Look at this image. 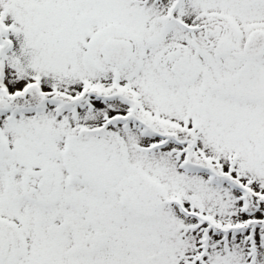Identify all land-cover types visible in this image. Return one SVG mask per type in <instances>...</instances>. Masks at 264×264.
I'll list each match as a JSON object with an SVG mask.
<instances>
[{
  "label": "snow or ice",
  "instance_id": "obj_1",
  "mask_svg": "<svg viewBox=\"0 0 264 264\" xmlns=\"http://www.w3.org/2000/svg\"><path fill=\"white\" fill-rule=\"evenodd\" d=\"M0 264H264V0H0Z\"/></svg>",
  "mask_w": 264,
  "mask_h": 264
}]
</instances>
